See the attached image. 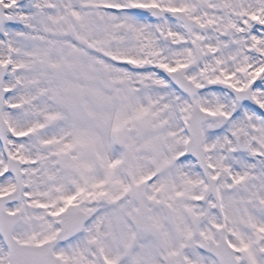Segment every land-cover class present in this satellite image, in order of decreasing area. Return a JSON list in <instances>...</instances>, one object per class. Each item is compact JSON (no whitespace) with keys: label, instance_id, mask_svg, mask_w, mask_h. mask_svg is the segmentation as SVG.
<instances>
[{"label":"snow or ice","instance_id":"snow-or-ice-1","mask_svg":"<svg viewBox=\"0 0 264 264\" xmlns=\"http://www.w3.org/2000/svg\"><path fill=\"white\" fill-rule=\"evenodd\" d=\"M0 264H264V0H0Z\"/></svg>","mask_w":264,"mask_h":264}]
</instances>
